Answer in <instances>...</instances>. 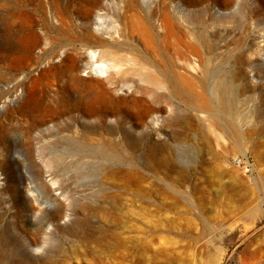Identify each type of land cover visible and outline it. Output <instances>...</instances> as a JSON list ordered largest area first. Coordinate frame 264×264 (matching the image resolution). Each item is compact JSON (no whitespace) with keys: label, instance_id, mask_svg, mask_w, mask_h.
Segmentation results:
<instances>
[{"label":"rangeland","instance_id":"1","mask_svg":"<svg viewBox=\"0 0 264 264\" xmlns=\"http://www.w3.org/2000/svg\"><path fill=\"white\" fill-rule=\"evenodd\" d=\"M144 1H168L185 40L200 41L197 70L151 55L160 76L175 68L194 87L174 92L133 69L113 73L92 102L110 111L98 123L115 129L109 154L58 169L64 190L52 185L48 198L35 190V200L28 159L39 161L36 135L54 121L26 131V113L56 94L50 64L63 49L79 56L81 34L111 20L98 5L81 18L72 0H0V264H21L22 246L30 264H264V0ZM59 2L71 12L63 24ZM16 8L28 14L24 36L6 28ZM116 233L127 248L113 244Z\"/></svg>","mask_w":264,"mask_h":264},{"label":"bare ground","instance_id":"2","mask_svg":"<svg viewBox=\"0 0 264 264\" xmlns=\"http://www.w3.org/2000/svg\"><path fill=\"white\" fill-rule=\"evenodd\" d=\"M110 3H98V0H72L71 5L81 18L85 19L91 9L98 5V11L101 12L97 15L103 21L108 17L111 25L109 27L101 25L97 30L87 29L81 34L78 39L80 50L78 55L85 59L80 64H77L79 56L66 48L63 49L64 54L61 59L57 63L50 64L56 72L55 78L50 82L52 86L55 85L53 87L56 94L52 95L43 107L37 109L38 113L31 110L30 113H26V131H30L37 122L48 118L54 121L52 128L41 129L36 135L35 149L39 161L32 162L28 159L33 163L32 167L34 166L38 175L32 179L30 182L32 185L29 186L35 200H37L35 190H39L42 196L45 194L43 196L45 198H48L47 189L52 185H57L61 191L64 190L65 183L54 178L58 174V169L63 170L67 165L87 163L93 158L105 157L109 154L106 150L110 141H107L106 135L113 133L115 129L105 128L103 125L99 127L98 123H102L110 111L107 108L93 107L92 102L105 96V91L108 89H104V83L113 73L124 74L127 70L133 69L137 72L140 81L155 82L161 85L160 87L167 85L170 91L174 92L191 90L194 87L193 78L175 68L171 70L170 77L160 76L162 73L151 58V55L159 50L165 54L167 60L174 57L180 66L187 70L188 68L197 70L202 63L200 41L185 40L180 21L169 11V2L153 8H150L151 5L144 0H119V3L111 0ZM144 3L148 11L142 16L138 13V8ZM109 5L111 11H108ZM68 7V3L59 2L54 9L61 24L71 17ZM27 15L26 8H16L9 15L10 23L6 28L15 30L18 36L28 34L26 30H31L29 26L26 27L28 24L25 25ZM151 19L155 22L152 23ZM2 58L7 57L4 55ZM78 67L87 71L86 77L76 73ZM72 91L77 93L76 97H72ZM63 115L67 118L63 122H58ZM89 116H94V121L83 120ZM134 143L136 142L129 141L130 145ZM55 148L58 153L51 156L50 150ZM253 151L259 153L257 149ZM0 163L3 164V161ZM40 174L50 176V182L41 178ZM124 184L130 186L129 183ZM126 241L119 233L114 234L113 244L116 247L128 246ZM23 250V246L20 247L21 252L18 253L20 263L30 264V259H26ZM108 250L111 251L109 246ZM143 260L141 258V261ZM146 263L148 262L143 261V264Z\"/></svg>","mask_w":264,"mask_h":264},{"label":"built area","instance_id":"3","mask_svg":"<svg viewBox=\"0 0 264 264\" xmlns=\"http://www.w3.org/2000/svg\"><path fill=\"white\" fill-rule=\"evenodd\" d=\"M235 161H238V162H240V161H241V159H240V158H236V159H235Z\"/></svg>","mask_w":264,"mask_h":264}]
</instances>
